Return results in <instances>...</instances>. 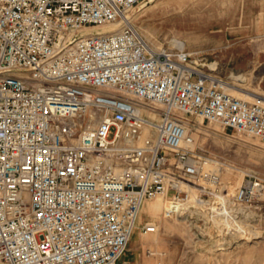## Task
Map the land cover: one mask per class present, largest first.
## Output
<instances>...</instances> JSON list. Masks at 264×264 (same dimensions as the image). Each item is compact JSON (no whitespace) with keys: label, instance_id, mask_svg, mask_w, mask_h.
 <instances>
[{"label":"built area","instance_id":"obj_1","mask_svg":"<svg viewBox=\"0 0 264 264\" xmlns=\"http://www.w3.org/2000/svg\"><path fill=\"white\" fill-rule=\"evenodd\" d=\"M149 1L0 0V264H138L148 200L220 221L264 200V177L229 190L195 145L204 121L264 141V95L131 20L100 31Z\"/></svg>","mask_w":264,"mask_h":264},{"label":"rangeland","instance_id":"obj_2","mask_svg":"<svg viewBox=\"0 0 264 264\" xmlns=\"http://www.w3.org/2000/svg\"><path fill=\"white\" fill-rule=\"evenodd\" d=\"M129 15L148 41L161 45L179 40L187 50L199 51L208 64H216L217 73L231 84L264 95V0H152ZM195 142L199 152L214 159L219 169L222 165L220 176L226 187L240 183V171L264 177V141L204 121L196 126ZM235 215L234 220L221 222L193 207L170 218L142 211V221L157 224L158 241L141 240L143 233L135 231L122 260L264 264V200Z\"/></svg>","mask_w":264,"mask_h":264},{"label":"bare ground","instance_id":"obj_3","mask_svg":"<svg viewBox=\"0 0 264 264\" xmlns=\"http://www.w3.org/2000/svg\"><path fill=\"white\" fill-rule=\"evenodd\" d=\"M153 3V2H152ZM152 5V4H151ZM141 7V6H140ZM144 7V6H143ZM131 20V16L128 14L126 15L122 20L120 21H116L114 23H111L107 26H103L101 28V32H109V31H115L117 30L118 28H120V26L124 23H127L128 21ZM175 40V39H174ZM229 90L232 94H234L235 96L237 97H240V98H244V99H248V100H254L256 98H263V96L261 95H257V94H253V93H249V92H244L242 91L243 89L239 88V87H236L234 84H230L229 85ZM256 95V96H254ZM218 162V161H217ZM216 163V162H215ZM217 164V163H216ZM218 167V166H217ZM240 172H244V171H240ZM240 178H241V174H239V177H238V180L236 181V183H239L240 181ZM225 184V183H224ZM238 185V184H237ZM236 187V186H235ZM226 188H228L229 190H232V184L227 186ZM164 205H165V200L164 198H161V197H156V198H153L151 200H148L144 206L142 207V211H148L152 217H159V214L163 212V209H164ZM204 217V216H203ZM222 222V221H221ZM230 222V221H228ZM227 222V223H228ZM240 222V221H239ZM220 223V222H219ZM218 224V222H217ZM226 224V223H225ZM232 224V223H231ZM233 225V224H232ZM225 227V226H224ZM239 229L243 230L245 233H246V228H244V226H238ZM158 228V226H157ZM234 229L236 227H233ZM236 230V229H235ZM238 230V228H237ZM142 233V232H140ZM248 233V232H247ZM157 231L153 232V233H143L141 234L142 237H141V240H144V241H152V242H157L158 239H157ZM230 234V233H229ZM244 234V233H243Z\"/></svg>","mask_w":264,"mask_h":264}]
</instances>
